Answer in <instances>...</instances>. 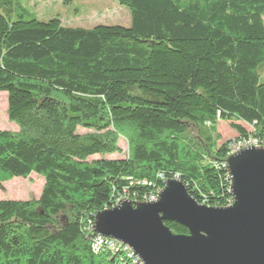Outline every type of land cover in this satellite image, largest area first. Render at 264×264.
<instances>
[{
    "label": "trees",
    "instance_id": "16d2710c",
    "mask_svg": "<svg viewBox=\"0 0 264 264\" xmlns=\"http://www.w3.org/2000/svg\"><path fill=\"white\" fill-rule=\"evenodd\" d=\"M118 2L130 26L0 12V92L18 126L0 129V185L45 180L38 199L0 200V264H129L92 250L89 219L171 179L227 207L230 145L264 144V0ZM121 137L128 154L107 158Z\"/></svg>",
    "mask_w": 264,
    "mask_h": 264
},
{
    "label": "water",
    "instance_id": "95a60500",
    "mask_svg": "<svg viewBox=\"0 0 264 264\" xmlns=\"http://www.w3.org/2000/svg\"><path fill=\"white\" fill-rule=\"evenodd\" d=\"M233 203H199L180 179L153 202L124 199L97 213L95 234L128 245L143 264H264V147L227 158ZM165 222L184 226L176 234Z\"/></svg>",
    "mask_w": 264,
    "mask_h": 264
},
{
    "label": "rangeland",
    "instance_id": "374dc122",
    "mask_svg": "<svg viewBox=\"0 0 264 264\" xmlns=\"http://www.w3.org/2000/svg\"><path fill=\"white\" fill-rule=\"evenodd\" d=\"M0 12L10 13L13 18L19 14L26 18H36L48 21L59 18L63 24L72 27L92 28L97 25L130 26L131 14L127 6L121 5L118 0H0ZM8 96L0 92V129L17 131L18 126L9 120ZM250 129L249 125H246ZM87 130L79 128L83 133ZM219 131L223 140L237 136L229 123L222 121ZM121 153L106 156L107 158H122L129 151L128 140L119 139ZM96 155L92 158H98ZM45 180L37 173L29 177H15L3 180L0 185V200H29L38 199L41 195Z\"/></svg>",
    "mask_w": 264,
    "mask_h": 264
},
{
    "label": "built area",
    "instance_id": "2783aa9c",
    "mask_svg": "<svg viewBox=\"0 0 264 264\" xmlns=\"http://www.w3.org/2000/svg\"><path fill=\"white\" fill-rule=\"evenodd\" d=\"M251 146L264 147V144H261L257 139L241 140L238 142H234L230 145L231 148L230 154L242 148L251 147ZM159 192L157 193V195H151L145 198L144 202L156 201ZM122 200H124V198L119 200L117 205ZM87 230L92 233L91 248L95 253H98L100 251H107L113 256L118 255L121 261L125 260L126 258L129 264H143L139 259V257L133 252V250L128 245H125L113 238L95 234V219L88 220Z\"/></svg>",
    "mask_w": 264,
    "mask_h": 264
}]
</instances>
